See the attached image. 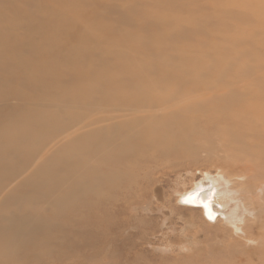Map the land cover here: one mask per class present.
Here are the masks:
<instances>
[{
	"label": "rangeland",
	"instance_id": "374dc122",
	"mask_svg": "<svg viewBox=\"0 0 264 264\" xmlns=\"http://www.w3.org/2000/svg\"><path fill=\"white\" fill-rule=\"evenodd\" d=\"M119 1L124 3L123 9L114 0H107L113 6L110 9L107 2L106 6L88 7L103 16L100 25L107 26L109 32L106 31L115 36V43L136 39L141 53L120 57L136 63L133 67L141 74L151 71L158 75L156 79L145 76L146 86H161L167 95L181 98L177 101L179 108L191 114H196L198 108L204 110L205 106L197 102H213L210 97L216 99L220 93L226 97L227 92L233 94V105L228 110L220 112L217 104L211 107L221 115L231 110L232 115L243 112L237 118L247 121L252 110L262 105L264 0ZM162 16V22L156 21ZM92 60L106 69H116L123 79L129 75L127 68H120L121 60L113 57L104 60L98 55ZM89 79H69L70 84L58 85L56 90L68 95L71 86H83ZM108 94L98 90L93 95L98 98ZM205 96H209L207 101ZM10 100L13 105L18 103L17 98ZM60 104L47 111L56 113L62 122L68 121L65 114L85 110V105L75 99ZM261 111L264 119V108ZM93 117L95 114L88 110L77 127L50 138L44 153L54 154L53 158H45L35 167L33 164L14 180L16 175L8 177L9 171L0 174V178L6 177L0 181V225L9 224L11 216L33 218L22 231L0 240V264H264V210L259 214V223L253 224L254 220L248 223L251 226L247 230L257 238L256 245L250 246L225 222H212L203 208L182 201V194L191 191L207 172L213 176L226 174V179L234 182L229 183L230 189L243 191L241 196L245 195L243 188L247 184L253 188L264 185V147L251 146L253 152L211 142L213 137L233 139L235 136L223 130V126L214 129L210 125L194 135L198 144L201 143L196 150L193 147L167 150L165 154L157 153L159 156L153 161H142L139 167L128 162L129 173L122 174L110 199L102 197L99 201L97 195L88 192L66 202L62 197L75 189L73 182L84 180L82 170L91 172L93 168L89 155L95 145L90 137L95 129ZM253 118L264 125L259 116ZM13 119L6 116L0 118V123L8 124ZM182 119L183 116L176 118ZM86 124H92L93 128ZM205 142L208 149L202 148ZM79 146L87 153L77 151ZM117 147L120 145L111 147L110 152H115ZM69 152L82 156L68 158L66 162L71 168L67 172H59L51 181L40 185L39 169L43 166L48 169L47 176L60 170V159H65ZM103 154H107L106 150ZM12 162L8 158L4 160L7 165ZM113 163L116 162L110 164L113 169L126 166ZM88 180L92 183L93 176ZM246 197L247 194L243 198Z\"/></svg>",
	"mask_w": 264,
	"mask_h": 264
},
{
	"label": "bare ground",
	"instance_id": "6f19581e",
	"mask_svg": "<svg viewBox=\"0 0 264 264\" xmlns=\"http://www.w3.org/2000/svg\"><path fill=\"white\" fill-rule=\"evenodd\" d=\"M43 1L46 3H38L37 0H0V118L14 117L8 124L0 123L1 175L9 171L8 177L16 175L14 180L22 172L26 173L31 169L33 164L35 167L39 161L53 158L54 154L44 153L50 138L77 127L81 123L80 118L88 110L95 114L92 118L95 129L90 135L95 145L89 154L93 160V168L91 172L88 169L82 170L84 180L73 182L75 189L62 197L66 202L88 192L97 195L99 201L102 197L110 199L112 189L119 186L123 175L129 173L128 162H134V166L139 167L137 165L142 161H153L159 156L157 153L165 154L167 150H186L189 147L196 150L201 143L198 144L194 135L210 125L216 127L214 129L223 126V130L235 136L233 139L217 136L213 137L211 142L219 141L247 151H253L251 146L264 147V125L253 118L257 115L264 120L261 111L264 108V95L261 97L262 105L252 110L247 121L246 118L242 121L237 118L242 116L243 112L232 115L231 110L221 115L211 108L217 104L220 112L228 110L233 105V94L228 92L226 97L224 93L217 94L216 99L205 96L206 101L209 98L213 102H197L205 106L204 110L198 108L196 114H191L179 108L181 106L177 101L181 98L167 95L161 86L148 87L144 84L145 76L156 79L158 75L151 71L146 75L141 74V71L133 67L136 63L122 60L121 55L138 56L142 50H139L136 39L133 38L125 43H115V36L108 34L107 26L100 25L103 16L88 7L106 6L107 0ZM114 1L117 2L118 8L125 7L119 0ZM110 7L113 6L107 2V9ZM163 19L164 16L156 21L162 22ZM91 20L95 22L88 23ZM117 35L121 36L118 33ZM94 55L102 56L104 60L108 57L121 60L120 68H127L128 77L123 79L116 69H106L99 62H94ZM88 77L90 79L87 85H73L75 88L71 86L68 95L56 90L58 85L70 84L69 79L83 80ZM170 80L165 79L166 82ZM98 90L109 94L106 97L94 98L93 94ZM200 92L203 95L205 91L202 89ZM11 98H17L18 103L13 105ZM74 99L83 103L85 110L65 114L68 121L62 122L56 113L47 111L52 106H60V103ZM178 116H183V119L176 120ZM86 126L93 128L92 124ZM116 145L120 147L115 148V152H110L111 147ZM202 148L208 149V143L202 144ZM104 150L107 154H103ZM73 151L74 149L71 152ZM77 151L87 153L81 146ZM67 154L65 159H60V170H54L47 176L48 169L44 166L39 169L42 172L40 185L51 181L59 172H67V169L71 168V164L66 162L68 158L76 159L82 156L80 153ZM6 158L12 160V164H5ZM113 161L116 162L113 164L126 166L121 170L113 169L110 165ZM19 169L23 170L17 173ZM90 174L93 176L92 183L87 182ZM223 174L213 176L207 172L195 188L182 194V201L200 206L212 222H225L237 236L245 238L250 246L252 243L256 245L257 238H253L247 227L251 226H248L250 220H254L251 221L254 224L261 219L259 214L264 210V185L253 188L247 184L248 187L243 188L245 195L247 194L244 199L245 195L241 196L243 191L231 190L229 183L234 182H229L226 174ZM4 178H0V181ZM10 218L9 224L0 225V240L17 234L33 221L30 216L17 215Z\"/></svg>",
	"mask_w": 264,
	"mask_h": 264
}]
</instances>
